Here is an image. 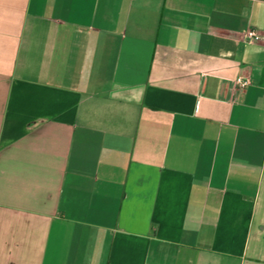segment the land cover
Listing matches in <instances>:
<instances>
[{"label": "crops", "instance_id": "1", "mask_svg": "<svg viewBox=\"0 0 264 264\" xmlns=\"http://www.w3.org/2000/svg\"><path fill=\"white\" fill-rule=\"evenodd\" d=\"M0 264H264V0H0Z\"/></svg>", "mask_w": 264, "mask_h": 264}, {"label": "built area", "instance_id": "2", "mask_svg": "<svg viewBox=\"0 0 264 264\" xmlns=\"http://www.w3.org/2000/svg\"><path fill=\"white\" fill-rule=\"evenodd\" d=\"M249 37H250L251 39H256V38H258V35H257V33H256L255 31H250V32H249ZM237 84H238L241 88H245L247 85H249V80L244 79V78H239V79L237 80Z\"/></svg>", "mask_w": 264, "mask_h": 264}]
</instances>
